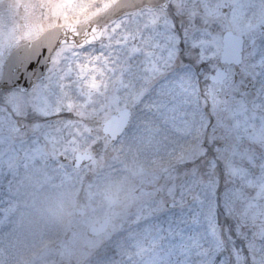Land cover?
<instances>
[{
	"label": "snow or ice",
	"instance_id": "snow-or-ice-1",
	"mask_svg": "<svg viewBox=\"0 0 264 264\" xmlns=\"http://www.w3.org/2000/svg\"><path fill=\"white\" fill-rule=\"evenodd\" d=\"M0 264H264V0H0Z\"/></svg>",
	"mask_w": 264,
	"mask_h": 264
}]
</instances>
